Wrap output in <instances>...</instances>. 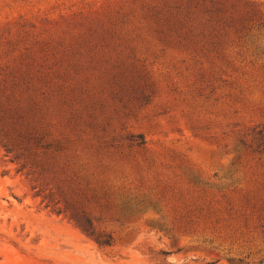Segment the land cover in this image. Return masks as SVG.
Returning a JSON list of instances; mask_svg holds the SVG:
<instances>
[{"label":"rangeland","instance_id":"rangeland-1","mask_svg":"<svg viewBox=\"0 0 264 264\" xmlns=\"http://www.w3.org/2000/svg\"><path fill=\"white\" fill-rule=\"evenodd\" d=\"M263 125L264 0H0V264H264Z\"/></svg>","mask_w":264,"mask_h":264},{"label":"trees","instance_id":"trees-1","mask_svg":"<svg viewBox=\"0 0 264 264\" xmlns=\"http://www.w3.org/2000/svg\"><path fill=\"white\" fill-rule=\"evenodd\" d=\"M213 6L217 5L214 3H211ZM220 5V4H218ZM221 12L223 13V7H220V9H214L210 11V13H214L217 15H220ZM29 136L32 138L34 141V144H38L41 139L32 137L31 134ZM139 142L136 143L137 146H142L144 144V140L142 136H138ZM254 144L251 146H248V149H250L253 153L256 154H261L264 155V125L260 128H257V130L254 132V138H253ZM8 142H6L3 147L6 150V153H11V149L9 148ZM45 149L48 148V145L44 147ZM26 167V164L22 165V169ZM32 175H35V171H31ZM38 178V177H37ZM33 189H36L33 188ZM40 190L38 191L37 195H39ZM53 193L51 191L48 192L47 196H43V200L48 199V203L46 207H49L50 203H53V207H58L55 208L54 211L56 213H68L69 219L74 222V224L80 229V231L88 238L92 239L98 247H110L113 243L112 236L109 233H100L94 226V222L91 218H89L83 210H80L79 207L76 206L75 203L68 202L66 200L59 199L53 202V200H50L52 197ZM60 203L64 204L63 209L59 208Z\"/></svg>","mask_w":264,"mask_h":264}]
</instances>
